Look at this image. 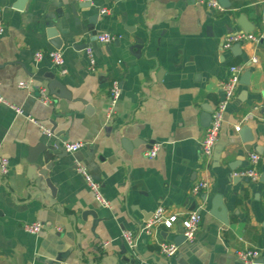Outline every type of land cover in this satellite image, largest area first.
<instances>
[{
	"label": "crops",
	"instance_id": "obj_1",
	"mask_svg": "<svg viewBox=\"0 0 264 264\" xmlns=\"http://www.w3.org/2000/svg\"><path fill=\"white\" fill-rule=\"evenodd\" d=\"M17 1L0 0V96L23 111L19 115L0 103L1 155L10 163L9 174L0 177V264H242L236 253L245 250L264 259V184L235 182L232 176L249 166L251 153L260 156L257 170L264 173V45L247 42L236 54L221 47L226 36L243 31L242 17L254 35L264 37V0H221V12L195 0H95L90 9L75 0H26L22 10L13 7ZM86 13L98 15V21L90 24ZM48 21L64 42V75L47 57L58 51L47 38ZM105 33L119 36V45L100 43L97 37ZM137 40L143 42L140 58L127 51ZM87 49L95 72L89 70ZM37 53L45 55L42 60L35 59ZM231 65L251 71V84L240 85L206 159L199 151L207 128L204 108L216 107ZM50 73L66 97L49 94L52 103L45 106L39 90L49 93ZM23 81L32 86L19 88ZM114 81L121 95L112 109ZM56 139L85 146L47 164L34 151ZM122 140L141 143L129 153ZM155 145L157 156L146 158ZM76 163L100 184L109 209L95 202ZM200 181L209 188L194 196L192 187ZM218 195L227 225L210 214ZM159 207L178 221L170 230L140 233ZM87 211L97 220L83 218ZM195 211L201 223L194 242L183 244L174 258L163 257L159 244L183 235L181 221ZM36 222L43 225L39 235L24 232V225ZM124 231L134 235V248L122 239ZM61 254H67L65 260L53 263Z\"/></svg>",
	"mask_w": 264,
	"mask_h": 264
},
{
	"label": "built area",
	"instance_id": "obj_2",
	"mask_svg": "<svg viewBox=\"0 0 264 264\" xmlns=\"http://www.w3.org/2000/svg\"><path fill=\"white\" fill-rule=\"evenodd\" d=\"M95 0H75L76 3H90L91 5ZM195 4L199 7H206L207 9L221 12L223 11V7L220 3V0H195ZM101 15L107 14V10H101ZM3 33V28L0 23V34ZM98 41L102 44L108 45L120 39V37H116L115 35H111L108 33L101 34L98 37ZM264 39L262 36H256L254 34H248L244 31L231 33L226 36L222 42V50L230 51L236 45H242L247 42L261 43V40ZM87 59L89 61V70L91 72H95V62L93 58V52L90 49L86 50ZM45 55L42 53H37L35 55V59L40 61L43 59ZM47 57L50 59L54 68L60 69V73L62 75L67 73V70L64 68V58L63 54L60 51H52L47 54ZM252 63L256 62V59L251 61ZM245 71L244 65H231L227 70V76L220 83V90L222 93L221 99L217 103L216 107L213 109L211 113V121L209 126L206 128L204 137L199 145V151L201 157L206 159L211 158L215 149L216 144L219 141L221 130L224 124L225 114L236 97L237 91L240 87V79ZM19 88L29 89L32 85L29 82H20L18 84ZM111 107L115 108L120 95L121 89L117 81L112 83L111 89ZM39 102L45 106H48L52 103V98L49 95L48 91L45 88H40L39 90ZM0 103H3L13 109L17 114H23L21 109L15 108L10 105L3 97L0 96ZM113 110H111V113ZM27 119L37 125L40 126L43 133L50 136L51 132L41 125H39L33 118L27 117ZM235 131L239 132L240 127H235ZM85 145L82 142H62V147L65 149L67 153L74 154L81 150ZM160 149V145L153 146L149 151L145 153V157L148 159H154L157 156V153ZM261 158L259 155L255 153L249 154V166L245 169L236 171L232 174V176L236 179H246L254 184L261 183V175L257 170V166L260 162ZM76 172L81 175L87 188L93 194L95 202L103 208H110V203L103 195L102 188L98 182H96L87 172L86 168L81 163H76ZM10 172V163L7 158L1 155V147H0V177H6ZM209 188V184L206 181H200L193 185L191 193L196 196L206 191ZM262 207L264 209V185L261 196ZM178 221L177 216H166L165 210L162 207H159L153 214L152 218L147 221L143 228L140 229V233L144 235L150 236L155 228H164L165 230H170L172 226ZM183 226V235L186 238V243L191 244L194 242L196 238L197 231L199 230V226L201 223V216L199 212H191L186 217L182 219ZM24 232L30 235H39L43 230V225L41 223H32L26 224L23 226ZM61 231L60 229L58 230ZM122 239L125 243L132 249L135 246V237L132 233L124 231L122 233ZM108 243H104L103 247H106ZM179 251V247L174 243H166L161 242L159 244V253L165 258H174ZM236 257L238 261L242 264H254L255 261L259 258V252L256 250H245L236 253Z\"/></svg>",
	"mask_w": 264,
	"mask_h": 264
},
{
	"label": "water",
	"instance_id": "obj_3",
	"mask_svg": "<svg viewBox=\"0 0 264 264\" xmlns=\"http://www.w3.org/2000/svg\"><path fill=\"white\" fill-rule=\"evenodd\" d=\"M116 2H119L120 0H115ZM26 0H18L13 7L15 9L18 10H22L25 6ZM221 5H223L222 1L220 0ZM92 7V5L90 3H81L79 5V8L81 9H90ZM90 24H95L98 21V15H91V13H86V15ZM103 17H105V15H103ZM244 18L242 17V19L239 21L243 31L245 33L248 34H254V28L251 25H247L243 23ZM46 35L47 38L49 40L50 45L55 49V50H62L63 49V45L64 42L63 40L60 38L59 33L56 30V26L55 23H53L52 21H48L46 23ZM125 30L128 32H133L134 29L130 28V27H125ZM116 45H119V40L115 41ZM261 44L264 45V39L261 40ZM80 51H83L86 46L85 45H81L79 47ZM239 48L240 45H236L232 48V52L233 53H238L239 52ZM128 52L131 53L132 55H134L136 58H140L141 57V51L143 49V42L141 40H137V45L136 46H128L127 48ZM134 49H137V51L135 52ZM161 74H163V71L160 70L158 76L160 77ZM45 78L48 80V90H49V94L51 96H57V97H66V94L64 92V86L62 85V83L59 81L58 77L54 74V73H50L48 75L45 76ZM250 78H251V71H246L245 73H243V75L241 76L240 79V84L242 86H246L249 87L250 86ZM211 113L212 110L211 109H207L204 108V114L202 116L203 118V126L208 127L209 123L211 121ZM62 142L60 141V139H56L55 142L53 144H41L39 145L34 153L36 155H43L44 160L47 162V164H53L52 162L55 159H62L64 157H66L67 152L65 151V149L62 147ZM141 141L137 140V141H133V142H129L127 140H122V145L124 146V148L130 153L132 151V149L134 147H136L138 144H140ZM51 166V165H50ZM49 167H47L46 169L48 170ZM231 170H235L232 165L230 166ZM44 177L46 178V172L43 173ZM238 179H235L234 181L236 182ZM261 183L264 184V173L262 174L261 177ZM46 184L49 187V189L52 191V194H55V188L52 185V183L50 182V180L48 178H46ZM98 206V205H97ZM210 214L213 215L214 217H216L217 219H219L222 223H224L225 225L228 224V219H227V209L226 207L223 205V199L221 196H216L212 201H211V209H210ZM92 216L95 220H97V215L95 214L94 211H87L85 213L82 214V217L85 218V216ZM186 243V238L184 237V235H180L179 237H177L174 240V244L177 245L179 248L183 246V244ZM68 254V253H67ZM67 254H61L59 256H57L55 259H53V263H59V262H63L65 260V257L67 256ZM181 255H184V252L181 253ZM254 264H264V259L261 260H256Z\"/></svg>",
	"mask_w": 264,
	"mask_h": 264
}]
</instances>
